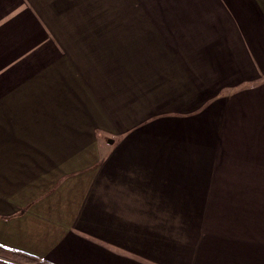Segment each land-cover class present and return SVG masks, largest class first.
<instances>
[{
    "label": "crops",
    "instance_id": "crops-1",
    "mask_svg": "<svg viewBox=\"0 0 264 264\" xmlns=\"http://www.w3.org/2000/svg\"><path fill=\"white\" fill-rule=\"evenodd\" d=\"M98 43L134 61L114 90L90 77ZM30 115L27 149L0 140V196L26 199H0L1 245L54 264H264V0H0V124Z\"/></svg>",
    "mask_w": 264,
    "mask_h": 264
},
{
    "label": "rangeland",
    "instance_id": "rangeland-1",
    "mask_svg": "<svg viewBox=\"0 0 264 264\" xmlns=\"http://www.w3.org/2000/svg\"><path fill=\"white\" fill-rule=\"evenodd\" d=\"M123 52L118 49V44L116 43H98V44H90L89 45V71L93 77V79L104 78L108 80L109 88L114 90V87L117 84L118 75L117 71L120 69L127 68V70L132 71V64L134 61L132 60H125L122 58L120 54ZM130 55V54H127ZM131 64V65H130ZM87 82H85V86H87L86 90L89 97V76L86 77ZM91 84V83H90ZM112 97H113V91ZM111 97V99H112ZM112 101V100H111ZM110 101V103H111ZM89 103V102H88ZM113 117L116 118L117 114L113 113ZM38 123L33 119V116H29V119L23 123L17 124H0V140H6V137L12 136L16 137L13 140H7L10 143L13 142H21L22 139L26 138V146L27 149L30 142H32L33 138L38 134L40 129L38 128ZM53 126V124L51 125ZM50 128V126H48ZM97 134L100 136L101 132L97 131ZM99 141L98 145L101 144V139H97ZM104 144V143H103ZM100 146V145H99ZM7 146L0 145V162L10 158V154L7 153ZM41 146L39 149H41ZM31 151V150H26ZM35 159H38V156H34ZM73 173H68L65 177H61L60 180L53 185L51 184L49 188H47L46 195H38L37 199H31V203L29 206L19 209L14 212V216H20L23 213L29 212V208L35 206L37 203H40L43 198L51 197L57 193L60 186L70 177H72ZM75 176V175H74ZM89 188V204H91L92 200L94 204H97L98 199H101L102 188L99 185ZM0 199L3 197L0 196ZM6 201L5 204H11L12 206H22L25 205L26 199H3ZM100 202V201H99ZM0 204H3L0 202ZM1 245V244H0ZM35 256V255H34ZM45 260V259H44ZM48 261V260H47ZM50 262V261H49ZM52 263V262H51ZM54 264V263H53Z\"/></svg>",
    "mask_w": 264,
    "mask_h": 264
},
{
    "label": "trees",
    "instance_id": "trees-1",
    "mask_svg": "<svg viewBox=\"0 0 264 264\" xmlns=\"http://www.w3.org/2000/svg\"><path fill=\"white\" fill-rule=\"evenodd\" d=\"M0 264H53L29 253L0 245Z\"/></svg>",
    "mask_w": 264,
    "mask_h": 264
}]
</instances>
